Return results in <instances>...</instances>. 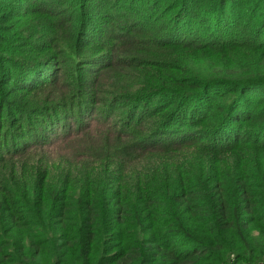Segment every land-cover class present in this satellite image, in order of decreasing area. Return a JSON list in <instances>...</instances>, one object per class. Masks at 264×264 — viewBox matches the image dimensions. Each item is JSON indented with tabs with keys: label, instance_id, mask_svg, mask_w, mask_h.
I'll return each instance as SVG.
<instances>
[{
	"label": "trees",
	"instance_id": "trees-1",
	"mask_svg": "<svg viewBox=\"0 0 264 264\" xmlns=\"http://www.w3.org/2000/svg\"><path fill=\"white\" fill-rule=\"evenodd\" d=\"M0 264H264V0H0Z\"/></svg>",
	"mask_w": 264,
	"mask_h": 264
}]
</instances>
